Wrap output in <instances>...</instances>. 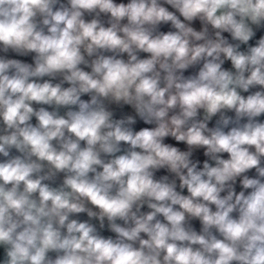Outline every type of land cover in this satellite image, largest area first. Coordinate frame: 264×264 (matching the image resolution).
Returning a JSON list of instances; mask_svg holds the SVG:
<instances>
[{"label":"clouds","instance_id":"clouds-1","mask_svg":"<svg viewBox=\"0 0 264 264\" xmlns=\"http://www.w3.org/2000/svg\"><path fill=\"white\" fill-rule=\"evenodd\" d=\"M0 264H264V0H0Z\"/></svg>","mask_w":264,"mask_h":264}]
</instances>
